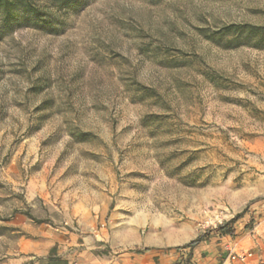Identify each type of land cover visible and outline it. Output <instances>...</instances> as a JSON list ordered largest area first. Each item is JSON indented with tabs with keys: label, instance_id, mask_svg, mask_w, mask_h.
Listing matches in <instances>:
<instances>
[{
	"label": "rangeland",
	"instance_id": "374dc122",
	"mask_svg": "<svg viewBox=\"0 0 264 264\" xmlns=\"http://www.w3.org/2000/svg\"><path fill=\"white\" fill-rule=\"evenodd\" d=\"M33 1L0 18V264H264V0Z\"/></svg>",
	"mask_w": 264,
	"mask_h": 264
},
{
	"label": "trees",
	"instance_id": "16d2710c",
	"mask_svg": "<svg viewBox=\"0 0 264 264\" xmlns=\"http://www.w3.org/2000/svg\"><path fill=\"white\" fill-rule=\"evenodd\" d=\"M62 4H67V2L63 1ZM20 16L24 18L25 22L38 23L43 21L49 24L48 20L45 19L44 13L33 0H0V18L3 24L12 26ZM199 241L192 243L191 247L196 246Z\"/></svg>",
	"mask_w": 264,
	"mask_h": 264
}]
</instances>
